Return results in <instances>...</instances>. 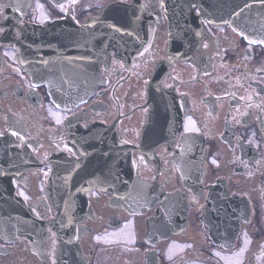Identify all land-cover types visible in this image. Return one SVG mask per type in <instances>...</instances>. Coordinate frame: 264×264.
Instances as JSON below:
<instances>
[{"label": "flooded vegetation", "instance_id": "1", "mask_svg": "<svg viewBox=\"0 0 264 264\" xmlns=\"http://www.w3.org/2000/svg\"><path fill=\"white\" fill-rule=\"evenodd\" d=\"M116 1L0 0V137L8 134L24 154L8 186L35 214L25 235L0 233V264H264L261 44L207 24L194 55L162 76V86L179 99L180 115L161 110L150 129L145 86L166 56L163 14L151 47L127 60L110 54L99 65L105 82L77 106L52 104L46 86L18 61L17 47L29 40L31 27L81 25ZM93 122L124 144L122 153L118 146L105 150H115L116 161L98 174L130 175L129 188L148 191L123 202L120 182L100 184L91 173L64 195L86 202L58 220L50 199L62 197H54L59 188L50 196L45 191L51 161L75 156L70 130Z\"/></svg>", "mask_w": 264, "mask_h": 264}, {"label": "water", "instance_id": "2", "mask_svg": "<svg viewBox=\"0 0 264 264\" xmlns=\"http://www.w3.org/2000/svg\"><path fill=\"white\" fill-rule=\"evenodd\" d=\"M160 14L167 22V46L166 56L156 63L145 86L147 106L151 110L149 129L158 124L161 110L177 112L175 117L180 115L179 99L162 86V76L175 61L188 60L194 55L209 33L207 24L229 26L246 40L264 46V0H118L107 4L100 15L89 17L81 25L62 21L31 27L29 40L17 47V59L29 68L37 82L45 84L53 104L60 108L77 106L93 94L98 84L105 82L99 65H105L110 54L127 60L151 47L154 32L161 24ZM80 126L69 132V142L76 155L50 160L54 170L45 191L50 196L59 188L54 197L59 194L62 197L50 199L58 210V220L86 202L85 197L64 198V195L80 185L86 175L100 174L102 168L116 161L115 150L107 153L106 149L118 146L121 151L124 147L112 129L102 122ZM23 157L14 139L8 134L0 137V233L9 230L25 235L35 221L31 207L16 201L13 188L8 186L9 175L22 170ZM121 159L119 166L123 171ZM99 174L96 182L108 181ZM58 177L64 181L56 183ZM131 178L120 174L111 181L121 183L117 190L123 202L133 201L131 194L124 193ZM147 191L138 188L134 198L139 199ZM57 233L64 243L63 231Z\"/></svg>", "mask_w": 264, "mask_h": 264}, {"label": "bare ground", "instance_id": "3", "mask_svg": "<svg viewBox=\"0 0 264 264\" xmlns=\"http://www.w3.org/2000/svg\"><path fill=\"white\" fill-rule=\"evenodd\" d=\"M103 177L106 179V180H109V181H112L113 179H115V178H117V175L118 174H116L115 172H104L103 174ZM131 188V187H130ZM129 188V190L131 191V192H135L136 191V189L134 190L133 188H131L130 189ZM131 192H129V191H124V193H128V194H131L132 195V198L134 197V194L133 193H131Z\"/></svg>", "mask_w": 264, "mask_h": 264}]
</instances>
